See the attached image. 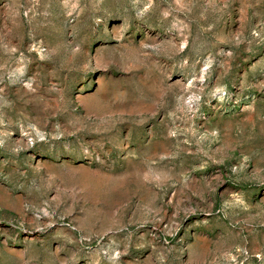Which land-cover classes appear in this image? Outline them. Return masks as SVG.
<instances>
[{"label": "rangeland", "instance_id": "1", "mask_svg": "<svg viewBox=\"0 0 264 264\" xmlns=\"http://www.w3.org/2000/svg\"><path fill=\"white\" fill-rule=\"evenodd\" d=\"M0 264H264V0H0Z\"/></svg>", "mask_w": 264, "mask_h": 264}]
</instances>
